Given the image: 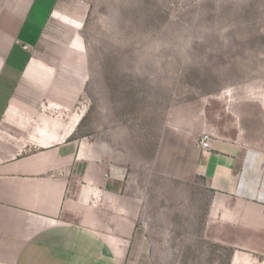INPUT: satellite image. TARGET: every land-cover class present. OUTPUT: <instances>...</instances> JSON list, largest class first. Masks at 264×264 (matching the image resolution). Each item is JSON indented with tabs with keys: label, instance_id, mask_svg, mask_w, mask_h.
<instances>
[{
	"label": "rangeland",
	"instance_id": "1",
	"mask_svg": "<svg viewBox=\"0 0 264 264\" xmlns=\"http://www.w3.org/2000/svg\"><path fill=\"white\" fill-rule=\"evenodd\" d=\"M36 44L23 46L27 60L79 86L75 138L121 163L127 195L141 204L142 252L127 261L227 264L229 250L201 235L210 192L154 174L152 159L167 124L197 119L201 138L238 133L264 147L255 105L264 96V0H57Z\"/></svg>",
	"mask_w": 264,
	"mask_h": 264
},
{
	"label": "crops",
	"instance_id": "2",
	"mask_svg": "<svg viewBox=\"0 0 264 264\" xmlns=\"http://www.w3.org/2000/svg\"><path fill=\"white\" fill-rule=\"evenodd\" d=\"M44 1L0 0V264H143L127 261L142 251L126 170L75 138L79 86L26 59L57 2L42 15ZM199 123L167 124L153 173L210 192L201 235L227 264H264V147L237 133L203 149Z\"/></svg>",
	"mask_w": 264,
	"mask_h": 264
},
{
	"label": "built area",
	"instance_id": "3",
	"mask_svg": "<svg viewBox=\"0 0 264 264\" xmlns=\"http://www.w3.org/2000/svg\"><path fill=\"white\" fill-rule=\"evenodd\" d=\"M211 139L208 136H203L201 140L199 141V146L203 149L210 147Z\"/></svg>",
	"mask_w": 264,
	"mask_h": 264
}]
</instances>
